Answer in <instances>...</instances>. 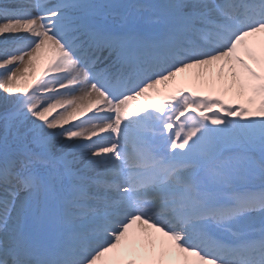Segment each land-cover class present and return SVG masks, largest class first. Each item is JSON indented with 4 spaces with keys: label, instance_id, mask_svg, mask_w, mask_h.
<instances>
[{
    "label": "snow or ice",
    "instance_id": "obj_1",
    "mask_svg": "<svg viewBox=\"0 0 264 264\" xmlns=\"http://www.w3.org/2000/svg\"><path fill=\"white\" fill-rule=\"evenodd\" d=\"M0 264H264V0H0Z\"/></svg>",
    "mask_w": 264,
    "mask_h": 264
},
{
    "label": "bare ground",
    "instance_id": "obj_2",
    "mask_svg": "<svg viewBox=\"0 0 264 264\" xmlns=\"http://www.w3.org/2000/svg\"><path fill=\"white\" fill-rule=\"evenodd\" d=\"M102 54V53H101ZM100 55V54H99ZM164 86L163 85H161V88H163Z\"/></svg>",
    "mask_w": 264,
    "mask_h": 264
}]
</instances>
